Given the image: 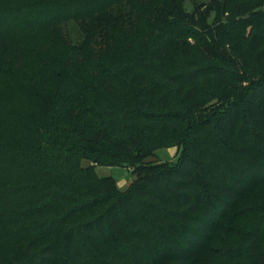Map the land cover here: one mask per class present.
Segmentation results:
<instances>
[{
	"label": "trees",
	"instance_id": "1",
	"mask_svg": "<svg viewBox=\"0 0 264 264\" xmlns=\"http://www.w3.org/2000/svg\"><path fill=\"white\" fill-rule=\"evenodd\" d=\"M263 183L264 0H0V264H190ZM259 208L209 264H264Z\"/></svg>",
	"mask_w": 264,
	"mask_h": 264
},
{
	"label": "rangeland",
	"instance_id": "2",
	"mask_svg": "<svg viewBox=\"0 0 264 264\" xmlns=\"http://www.w3.org/2000/svg\"><path fill=\"white\" fill-rule=\"evenodd\" d=\"M188 7L192 8V5L188 4ZM111 13L110 15H108L109 20H112ZM254 29H256V26H249L248 28H246V30L244 29L243 31H241V40L244 42L245 38L249 37ZM64 31L75 42L79 41V39H81V37L83 36V29L78 23H67V25L64 26ZM180 39V42H182L181 48H190L196 43V40L191 36ZM176 155V146L160 147L156 149L154 155L147 157V160L159 159L163 161H174L176 159ZM83 163L87 164L88 161H84ZM96 170L102 176H113L117 182L118 187L122 190L128 189L135 177L132 169L126 166L97 165ZM261 205H264V183L253 184L248 188L247 192L242 197L240 204L233 210L232 214L227 218V220L218 230L217 237H215V240L210 243L211 248L193 257L190 261V264H209L211 259H213L212 252L216 253V251H219L224 241L232 240L234 243V241L239 238L238 230H241L240 226L243 219L248 218L249 214L254 212L256 209H258V211H261L259 210V207Z\"/></svg>",
	"mask_w": 264,
	"mask_h": 264
}]
</instances>
